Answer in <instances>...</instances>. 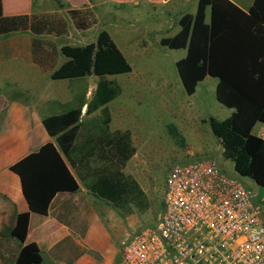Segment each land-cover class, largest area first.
Returning a JSON list of instances; mask_svg holds the SVG:
<instances>
[{"label":"crops","instance_id":"0c3cea01","mask_svg":"<svg viewBox=\"0 0 264 264\" xmlns=\"http://www.w3.org/2000/svg\"><path fill=\"white\" fill-rule=\"evenodd\" d=\"M231 1L248 13L255 0ZM194 2L2 0L4 17L23 18L18 20V26H13L9 32L0 34V233L6 227L14 229L20 215L29 214V222L24 241L1 233V243L8 246L10 238L19 242L21 248L25 244L36 243L42 251V264L117 263L122 247L108 242L107 239V221L113 213V208L117 209V205L92 188L96 178L89 165L90 152L81 154L75 151V147L83 145L84 141L77 143L71 152V157L77 163L76 167H72L64 157L80 185V190L75 193L58 194L52 201L47 215L30 211L22 191L20 177L11 170V167L32 152L38 151L44 144L48 142L56 144L55 138L48 134L43 125L44 117L64 112L72 106L76 96L85 95L86 101H90L97 89L99 78L95 75L74 80L52 79V73L67 61L61 53L63 46H77L74 38H91L90 43L95 42L98 34L105 30L127 58L125 52L131 53L134 50L130 45L134 41L141 45V49L142 47L146 49L152 39L160 43L163 38L174 37L180 31V18L185 13L197 12L198 3L189 9ZM126 5L136 10L139 23L120 18L117 11ZM141 7H144V12ZM71 11L78 13L73 17ZM206 21L208 23L211 21V9L207 10ZM11 23L14 25L15 22ZM140 23H144L145 27L139 29L136 38L125 33L126 24L133 28ZM108 24L118 26L120 31L117 33L122 32V40L127 38L124 42L119 38L126 49L120 46L116 37L107 28ZM95 28L97 30L94 31ZM90 93L93 94L91 99ZM106 108L108 109L107 106ZM85 111L86 107L83 116ZM98 112L100 113L97 111L94 114ZM258 125L261 127L256 130ZM110 133L114 132L110 130ZM262 133L264 124L258 123L253 129V134L263 137ZM219 146L223 153L220 143ZM258 189L260 196L264 194V188L258 186ZM137 191L139 193V189ZM20 250L17 251L16 257ZM6 258V251L2 246L0 264Z\"/></svg>","mask_w":264,"mask_h":264},{"label":"trees","instance_id":"16d2710c","mask_svg":"<svg viewBox=\"0 0 264 264\" xmlns=\"http://www.w3.org/2000/svg\"><path fill=\"white\" fill-rule=\"evenodd\" d=\"M208 9H211L209 23L206 21ZM76 13L78 11H71L73 17ZM22 18L4 17L0 0V34L18 26V20ZM179 26L180 31L172 38H163L160 45L173 50H187L186 56L176 62L185 93L194 95L198 85L209 76L218 80L217 100L233 109L226 120L210 118L223 148V157L233 162L237 174L264 188V138L253 134L258 123L264 124V0H255L248 13L231 0H199L197 12L185 13L179 20ZM61 53L67 61L52 73L53 80H74L95 75L99 82L90 101H86L85 95L76 96L70 108L43 118V125L55 138L56 144H44L11 167L20 177L30 211L40 215L48 214L58 194L80 190L64 158L76 167L77 163L71 157L76 144L81 141L87 143L89 139H94L97 144L104 138L114 137L110 133L112 117L106 106L121 90L107 76L127 74L133 70L105 30L98 34L95 42L65 45ZM85 107V116H92L97 111L100 115L83 120ZM119 134L121 150H125L130 136ZM88 145H77L75 151L80 148L90 151ZM92 188L114 204L125 202L117 193L113 179L105 174L96 177ZM28 222L29 214L20 215L14 229L6 227L1 233L24 241ZM42 263L39 246L28 243L21 248L15 264Z\"/></svg>","mask_w":264,"mask_h":264},{"label":"rangeland","instance_id":"374dc122","mask_svg":"<svg viewBox=\"0 0 264 264\" xmlns=\"http://www.w3.org/2000/svg\"><path fill=\"white\" fill-rule=\"evenodd\" d=\"M193 1L189 9L198 3V0ZM117 12L121 19L139 21L136 10L128 5ZM106 26L120 46L126 49L122 42L127 38L122 40V32L117 33L120 31L118 26ZM126 26L125 33L136 38L139 29L144 28L145 24H136L133 28H129L130 24ZM74 39L81 41H74L77 45L92 41L91 38ZM130 45L134 50L125 53L133 68L132 72L107 76L121 90L107 105L112 117L110 130L114 132V137L104 138L97 144L94 139L83 143L89 144V165L95 172V178L103 174L112 178L117 193L125 201L116 203L117 209L113 208L109 216L108 242L123 247L137 230L157 223L164 208L166 180L171 168L192 157L215 159L224 172L237 177L257 195L264 211V194L260 196L258 186L250 178L237 174L233 162L223 157L213 131L211 117L223 121L233 112L216 98L218 80L207 77L198 85L196 93L189 96L184 91L176 68V62L185 57L186 50H170L153 39L146 49H141L136 41ZM92 95L89 94L90 99ZM99 115V112L89 117L84 115L83 120L88 121ZM260 127L258 125L256 130ZM119 133L130 136L127 139L129 146L125 150H121ZM78 152L82 154L85 151L80 148ZM188 155L191 157H184ZM8 241V246L0 242V248L4 246L7 254L2 264H14L16 253L21 248L16 240L10 238Z\"/></svg>","mask_w":264,"mask_h":264},{"label":"built area","instance_id":"2783aa9c","mask_svg":"<svg viewBox=\"0 0 264 264\" xmlns=\"http://www.w3.org/2000/svg\"><path fill=\"white\" fill-rule=\"evenodd\" d=\"M163 205L154 226L126 240L116 264H264L263 205L215 159L175 164Z\"/></svg>","mask_w":264,"mask_h":264}]
</instances>
